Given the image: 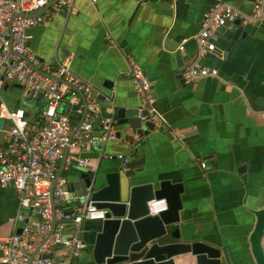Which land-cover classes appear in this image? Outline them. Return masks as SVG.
I'll return each instance as SVG.
<instances>
[{
	"label": "crops",
	"instance_id": "1",
	"mask_svg": "<svg viewBox=\"0 0 264 264\" xmlns=\"http://www.w3.org/2000/svg\"><path fill=\"white\" fill-rule=\"evenodd\" d=\"M216 1L175 0L173 6L174 0H75L74 12L56 11L52 5L44 13L46 21L27 32L37 55L54 63L71 57L73 72L96 92L104 89L105 81L114 82L116 109L140 103L130 77L132 67L149 76L164 120L185 137L182 141L172 137L169 128L148 134L135 157L142 165L131 174L144 181L184 182L182 232L226 246L236 264H256L249 236L256 224L253 210L264 200V22L241 21L248 33L240 41L231 38L238 28L235 23L216 33L223 56L210 53L202 61L217 68L219 77L189 84L180 77L197 54L194 36L203 15ZM220 1L244 13L253 10V0ZM185 38L186 51L181 52L179 45ZM45 104L43 97L34 100L37 115ZM61 107L67 111V103ZM72 118L76 121L77 115ZM128 147V142L116 140L107 149L128 153ZM202 160L206 168L201 167ZM120 162L104 159L101 171H110ZM243 164L248 165L247 182L237 170ZM18 212L14 188H0V238L22 226L14 221ZM92 224L83 223L81 236L87 247L71 264L90 260V242L95 239ZM51 256L59 261L65 258L56 249ZM0 264L7 263L0 260ZM179 264L196 262L186 254Z\"/></svg>",
	"mask_w": 264,
	"mask_h": 264
},
{
	"label": "built area",
	"instance_id": "2",
	"mask_svg": "<svg viewBox=\"0 0 264 264\" xmlns=\"http://www.w3.org/2000/svg\"><path fill=\"white\" fill-rule=\"evenodd\" d=\"M50 1L0 0V88L8 81L10 86L15 84L22 88L24 97L32 100L43 97L46 101L38 114V122L32 123L24 107L11 109L0 99V188L13 187L16 191L19 212L14 221L22 224L19 228L15 225L12 234L0 238V260L7 264H71L87 247L81 236L83 223L106 218L105 209L93 199L92 185L87 187L86 194L78 195L68 188L66 177H58L67 148L63 172L73 166L72 160H76V167L94 174L98 160L80 155L92 151L100 143L115 140L117 119L112 108L102 106L94 86L71 70L69 58L56 64L45 61L31 49L28 29L46 21L44 14H32L41 11ZM74 3L75 0H57L53 8L70 14L75 10ZM237 19L245 23L263 22L264 0H255L250 14L223 1L209 7L194 36L197 54L181 73L183 83L219 77V70L203 65L202 59L216 50L217 30ZM187 41L188 38L181 41V52L186 51ZM130 77L148 117L157 122L159 129L169 128L174 136L183 137L184 134L169 127L158 112L147 74L135 65ZM63 103H67V111H63ZM73 114L77 115L76 121ZM118 157L123 159V168L129 172V157L122 154ZM201 165L206 167L205 162ZM148 207L150 215H158L168 209V203L165 198L153 199ZM32 214L35 217H31ZM53 221L56 224L52 235L43 242ZM37 249L50 255L56 249L62 251L65 258L59 261L52 256L37 255L31 259Z\"/></svg>",
	"mask_w": 264,
	"mask_h": 264
},
{
	"label": "water",
	"instance_id": "3",
	"mask_svg": "<svg viewBox=\"0 0 264 264\" xmlns=\"http://www.w3.org/2000/svg\"><path fill=\"white\" fill-rule=\"evenodd\" d=\"M56 1L49 2L41 11L32 15L44 14ZM218 2L220 0L212 5ZM172 5L175 6V0ZM234 23L238 28L231 38L233 41H240L248 32L243 28L240 19H237ZM227 27L228 25L222 26L217 32L226 31ZM210 53H217L223 56L222 50L217 46V43L216 50ZM45 61L52 62L46 59ZM203 65L205 64L203 63ZM69 67L71 68L70 64ZM52 77L64 82L62 78ZM103 86L104 89H101L99 93H95L102 106L112 108L114 111L117 119L115 124L117 138L107 143H100L92 151L81 153L80 156L82 158L98 160V167L94 174L76 167V160H72L73 166L70 169L76 167V172L73 173L71 178H67L68 188L76 191L78 195L86 194L87 187L92 185L94 190L93 199L96 200L100 208L105 209L106 213L105 219L87 220L93 221L92 230L95 232V239L90 242L93 245L92 256L86 264H179V259L186 254L194 257L196 264H236L226 246L202 237H188L182 232L180 224L183 220L184 193L186 191L184 182H176L171 179L144 181L135 178L131 174L132 171L138 170L142 165L141 160L135 159L140 142L151 132L159 130L158 124L154 119L148 117V111L143 108L141 97H139L140 103L137 105L121 106L116 109L113 105L115 101L114 82L105 81ZM152 90L157 103L153 83ZM156 103L155 106L163 117ZM26 116H30L28 110L26 111ZM180 132L183 133V131ZM170 134L181 141L185 137L184 133L183 137H176L172 133ZM116 140L122 144L128 142V153L108 152V144ZM68 152L69 148L65 151L58 177L64 173L63 167L66 163ZM119 154L129 157L128 167L131 168L129 172L124 170L123 159L118 157ZM104 159H119L121 162L120 165L110 171L102 172L101 168ZM202 162L206 163L203 160ZM247 168L248 165L243 164L237 169L238 173L243 175L244 182H247L248 178ZM162 198L167 200L168 209L158 215H150L149 201ZM253 213L256 217V224L249 236L250 249L255 263L264 264V200L261 203V207L253 210ZM55 224L56 222L53 221L52 229L43 242L50 238ZM37 255L40 257H51L50 254L40 253L39 249H37L33 252L31 259Z\"/></svg>",
	"mask_w": 264,
	"mask_h": 264
},
{
	"label": "rangeland",
	"instance_id": "4",
	"mask_svg": "<svg viewBox=\"0 0 264 264\" xmlns=\"http://www.w3.org/2000/svg\"><path fill=\"white\" fill-rule=\"evenodd\" d=\"M0 88V99L7 103L9 108H14L15 105L24 107L26 110L31 112L29 119L34 123H37L39 116L36 113L37 108L34 106V100L32 98H26L23 96V89L17 85H11L8 81ZM76 167L63 173L66 178H71L73 173H75Z\"/></svg>",
	"mask_w": 264,
	"mask_h": 264
},
{
	"label": "trees",
	"instance_id": "5",
	"mask_svg": "<svg viewBox=\"0 0 264 264\" xmlns=\"http://www.w3.org/2000/svg\"><path fill=\"white\" fill-rule=\"evenodd\" d=\"M19 106V105H18ZM32 123H34L33 121H31Z\"/></svg>",
	"mask_w": 264,
	"mask_h": 264
}]
</instances>
